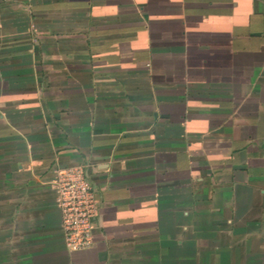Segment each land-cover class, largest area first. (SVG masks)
<instances>
[{
	"label": "crops",
	"instance_id": "crops-1",
	"mask_svg": "<svg viewBox=\"0 0 264 264\" xmlns=\"http://www.w3.org/2000/svg\"><path fill=\"white\" fill-rule=\"evenodd\" d=\"M0 264H264V0H0Z\"/></svg>",
	"mask_w": 264,
	"mask_h": 264
},
{
	"label": "built area",
	"instance_id": "built-area-1",
	"mask_svg": "<svg viewBox=\"0 0 264 264\" xmlns=\"http://www.w3.org/2000/svg\"><path fill=\"white\" fill-rule=\"evenodd\" d=\"M51 186L61 213L60 226L65 245L71 250L91 246L98 204L84 165L54 167Z\"/></svg>",
	"mask_w": 264,
	"mask_h": 264
}]
</instances>
